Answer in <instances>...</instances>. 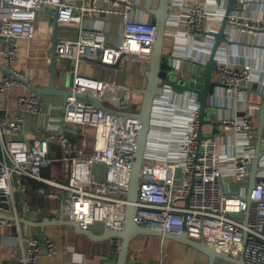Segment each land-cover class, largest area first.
Segmentation results:
<instances>
[{"label": "built area", "instance_id": "2783aa9c", "mask_svg": "<svg viewBox=\"0 0 264 264\" xmlns=\"http://www.w3.org/2000/svg\"><path fill=\"white\" fill-rule=\"evenodd\" d=\"M114 7L130 9L128 0H110ZM57 9V22L80 24L75 40L56 41V56L73 64L74 80L57 120L46 117L43 97L29 89L30 80L15 69L20 42L27 41L31 55L40 54L48 41L37 37V19L46 8ZM107 12L95 5H74L68 0H0V56L8 63L10 73L0 79V97L11 87H24L28 94L17 98V105L34 116L43 118L45 132L24 137L25 120L0 114V212L19 218L29 208L28 198L36 196L60 203L61 218L77 222L82 230L101 223L110 230L124 226L128 204L125 192L129 188L136 141L141 128L137 111L109 112L97 107L84 94L102 100L110 84L101 79L78 73L84 61L115 67L123 60L148 63L156 38L152 23L126 20L120 45L107 44L104 31L83 27L86 14ZM120 12L127 15V12ZM202 11L193 6L189 14L188 31H198ZM44 55V54H43ZM46 55V54H45ZM224 86L235 92L245 90L251 71L218 69ZM125 106V105H124ZM53 106V109L58 107ZM0 107V111H1ZM112 109V108H110ZM117 110V109H112ZM198 110L190 132L182 138L170 140L186 153L184 184L175 190L178 165L171 160L155 161L144 158L139 174L138 199L134 221L154 230L203 241L218 251L229 252L234 258L243 257L245 264H264V155L259 161L250 202L246 196L229 193L222 186L220 153L214 139L198 145ZM63 123L77 125L72 137L58 134ZM94 130L93 141L88 130ZM223 131H244L248 144L242 156L233 158L235 174L249 175L254 157L256 126L250 116L224 119ZM58 144V156L52 155ZM159 146L156 143V147ZM229 145L223 143L225 151ZM220 148V149H221ZM58 163L65 172L61 179L45 176L44 169ZM103 166V179L97 181L96 166ZM45 184L35 191L28 189V181ZM190 191L188 201L185 200ZM241 213L240 217L233 215ZM247 214V217H246ZM20 222L0 218V226ZM16 255L5 264H39L40 250L37 236L15 237ZM49 254H54L52 241L46 242ZM19 251L20 254H19ZM135 264H163L161 261Z\"/></svg>", "mask_w": 264, "mask_h": 264}, {"label": "crops", "instance_id": "0c3cea01", "mask_svg": "<svg viewBox=\"0 0 264 264\" xmlns=\"http://www.w3.org/2000/svg\"><path fill=\"white\" fill-rule=\"evenodd\" d=\"M68 1L77 6L95 5L99 9L107 11L86 14L82 25L86 28L104 31L107 44L118 46L122 41L126 20L156 25L155 10L158 8L160 0H128L131 5L130 9H125L123 6L114 7L110 0ZM170 4L171 10L165 28L164 56L178 70H181L187 63H206L215 42V37L211 33L217 32L221 27L228 4L227 0H170ZM193 6H198L203 14L199 21L198 31L190 33L188 22ZM114 10L128 14L109 12ZM36 25L39 41H48V43L40 54L31 55L28 42L22 40L15 69L23 72L30 80L31 85L43 87L50 82L54 35L56 34V41L75 40L79 34L80 24L56 22L51 11L45 9L39 14ZM225 38L226 41L220 43L214 58L218 69L227 68L234 71L249 69L251 79L245 90L235 92L224 86L217 69L214 72V81L217 86L214 93L208 97L207 102L212 106L210 112L214 114V120L218 122L216 127L218 133L213 139L217 143L220 153L222 186L229 193L237 190L239 193L234 194L245 196L248 189L245 192L243 184H237L235 181H241L244 177H248L249 184V175L238 177L235 174L233 158L242 156L248 144L246 133L234 130L223 131L222 124L224 119L237 118L240 120L247 115L252 118L257 129L258 115L262 104V98L257 91L264 92V0H237L236 9L228 17ZM67 64L68 61L56 58V70L59 73L58 83L61 82L60 74L62 72L58 68L63 70ZM71 68L72 72V63ZM98 68V70L91 68L82 62L78 67V73L101 79L110 84L105 94L107 95L109 92L112 95L115 105H107V107L138 111L129 107V101L132 100L133 95L139 97L140 91L146 86L145 73L148 63L123 60L115 67L100 64ZM7 74L8 63L0 56V79ZM27 94L24 87H11L0 97V107L2 108L0 114L12 119L15 116L23 117L25 120L24 137L32 138L34 135L45 132V128L41 126L43 121L41 116L31 115L23 108L18 107L17 98ZM42 97L47 119L57 120L61 113L59 106L64 104V99L58 95ZM53 106L58 109H53ZM196 110L199 111V102L194 94H178L167 87H164L163 92L157 95L153 102L151 127L144 158L155 161L168 159L178 165L175 190H181L184 184L186 153L182 148L170 143V140L182 138L190 132ZM202 129L204 134L212 131V127L209 125H204ZM156 143L159 146L156 147ZM223 143L229 145L225 151H222L221 148ZM58 152L59 147L54 143L52 155L57 157ZM56 164L63 175H53L51 169H49V175L61 179L65 176V172L58 163ZM103 175L101 174L102 177ZM244 192L245 194H243ZM28 202L29 208L26 213L19 214L28 222L26 224L21 222L20 230L15 222L0 226V264H5L16 255L17 246L13 240L19 232L24 237L37 236L39 239L42 230L46 238L44 241L39 239V264H114L119 245L114 244L112 239L93 241L78 233L72 226L52 224L46 225L44 228L37 226V223L46 218H61L60 203L57 200H47L36 196L28 198ZM90 229L98 235L106 231L105 226L101 223L95 224ZM48 240L52 241L54 245V254H49L47 250L46 242ZM129 258L127 264H135L140 261H161L163 264H209L208 256L192 246L150 235H138L132 239L129 246ZM214 264L229 263L217 260Z\"/></svg>", "mask_w": 264, "mask_h": 264}, {"label": "water", "instance_id": "95a60500", "mask_svg": "<svg viewBox=\"0 0 264 264\" xmlns=\"http://www.w3.org/2000/svg\"><path fill=\"white\" fill-rule=\"evenodd\" d=\"M226 12L221 24L220 29L211 33L215 37V42L211 50L209 59L206 63H187L185 66L178 70L166 59L163 54L164 47V37L166 22L171 10L170 0H160L158 8L155 10L157 15L156 22V38L153 46V51L150 59L148 60V69L145 73L147 78L146 86L140 91L142 94V101L139 110L133 114L140 121L141 128L136 141V151L132 164V173L130 178V184L128 190L125 192L127 200L129 201L126 206L124 226L121 230H110L106 228V231L101 234H94L91 229L82 230L77 222L65 220L63 218L54 219H44L37 223V226L44 228L46 225H65L72 226L75 230L87 236L93 241H101L106 239H112L114 244H118L119 248L116 253L114 264H127L130 260L129 258V246L130 242L135 236L138 235H150L159 236L165 239H171L189 246H192L201 252L205 253L209 258V264H214L217 260L227 262L229 264H245L242 256L239 258H234L230 256L229 252L218 251L213 246L205 244L203 241L195 240L189 238L185 233L176 235L168 232H163L159 230H154L150 226L138 225L134 221L135 213V202L138 199L139 191V174L143 164L144 156L147 149L148 134L151 127V113L153 108V102L157 95L163 92L164 87L170 88L178 94L190 93L194 94L196 100L199 102V123L197 128L198 134V145L202 140L213 139L217 132L218 122L214 120V114L210 112L211 105L208 104V97L214 93L217 84L214 81V72L218 69V65L215 61V55L219 48L221 42L226 41L225 38V27L228 23V17L232 11L236 9L237 0H227ZM46 10L51 11L54 20L57 22V9L56 8H46ZM56 26V25H55ZM56 34L53 38L52 44V55H51V77L50 82L47 86L37 87L29 85V89L40 94L41 96L46 95H58L65 99L70 95L69 90L63 88L66 79V72L63 71L60 74L61 82H57L58 72L56 70ZM66 70H72L71 62L68 61ZM8 73L10 69L8 68ZM74 80V72L72 71L70 76V85H72ZM258 95L262 98V104L260 108V113L258 115L259 123L256 129L255 138V152L254 157L251 162V169L249 173V185L246 200L250 202L249 195L254 185L256 172L259 170V161L264 155V92L257 91ZM81 98H88L97 107L102 108L109 112L124 113L118 110H112L105 106L103 102L97 98L86 96L84 94L79 95ZM209 125L212 127V131L209 135L203 133V126ZM77 130V125L72 123H63L62 129L58 134H64L68 137H72V132ZM190 191L185 198L188 201ZM233 215L240 217L241 213H234ZM247 217V214H246ZM0 218H5L8 220H17L18 222L27 223L28 221L22 217L16 218L8 214L0 212ZM46 238L45 233L42 232L39 235V239L43 240Z\"/></svg>", "mask_w": 264, "mask_h": 264}, {"label": "rangeland", "instance_id": "374dc122", "mask_svg": "<svg viewBox=\"0 0 264 264\" xmlns=\"http://www.w3.org/2000/svg\"><path fill=\"white\" fill-rule=\"evenodd\" d=\"M88 64L91 68H96L97 70L99 69V65L100 63L98 62H93V61H84V64ZM102 65V64H101ZM59 71H65L66 72V79H65V84L63 86L64 89L68 90L69 89V86H70V76H71V70H66V69H63V70H60V68H58ZM106 95V94H105ZM112 95L109 94V92L107 93L106 95V98H103L102 102L104 105H109V106H112V104H114L113 100H112ZM141 101H142V94L137 97L135 95L132 96V100L129 101V107L132 109V110H139V106L141 104ZM115 105V104H114ZM211 133V132H210ZM210 133H206L205 135H209ZM88 140L89 142L91 143L93 141V136H94V130L92 128H89L88 132ZM58 147H60L58 144H57ZM52 171V174L53 175H57V176H61L63 175V172L58 168L57 164L55 163V165H53L51 168H50ZM96 169L101 171V173H97V176H96V179L97 181H100L103 179V177L101 176V174H103V171H104V168L103 166H96ZM101 176V177H100ZM237 184L238 183H242L243 186L245 187V192L246 190L248 189L247 186L249 185L248 184V177H244L241 181H235ZM245 192L243 194H245ZM233 193H239L237 192H233ZM15 240H13V242H15Z\"/></svg>", "mask_w": 264, "mask_h": 264}, {"label": "trees", "instance_id": "16d2710c", "mask_svg": "<svg viewBox=\"0 0 264 264\" xmlns=\"http://www.w3.org/2000/svg\"><path fill=\"white\" fill-rule=\"evenodd\" d=\"M49 169L50 168L44 169V172H45L44 175L45 176H50L49 175ZM44 186H45V184L38 182V181H35V180H29L28 181V189L29 190L35 191V190L39 189L40 187H44Z\"/></svg>", "mask_w": 264, "mask_h": 264}]
</instances>
